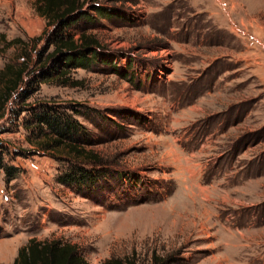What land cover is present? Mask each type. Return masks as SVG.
I'll return each instance as SVG.
<instances>
[{
  "label": "rangeland",
  "instance_id": "1",
  "mask_svg": "<svg viewBox=\"0 0 264 264\" xmlns=\"http://www.w3.org/2000/svg\"><path fill=\"white\" fill-rule=\"evenodd\" d=\"M83 10L67 29L93 34L98 57L65 71L77 86L37 83L53 25L34 0H0L6 39L43 30L31 92L0 118V263L34 237L74 243L88 264L153 254L264 264V0H85ZM16 54L0 52V66ZM45 107L83 127L102 161L83 164L92 179L57 182L73 160L39 145Z\"/></svg>",
  "mask_w": 264,
  "mask_h": 264
},
{
  "label": "trees",
  "instance_id": "2",
  "mask_svg": "<svg viewBox=\"0 0 264 264\" xmlns=\"http://www.w3.org/2000/svg\"><path fill=\"white\" fill-rule=\"evenodd\" d=\"M84 4L85 0H34L37 14L45 19L46 25H53V29L46 37L47 47L37 53L36 65L41 78L36 79L35 82L54 77L59 85L77 86L81 81H68L65 71L77 67L87 68L89 63L98 57L101 48L93 34L86 33L83 29L75 34L67 29L81 17L87 18L83 10ZM101 10L100 6H96L97 13ZM41 33L27 40L18 37L6 39L4 34L0 33V52L3 53L14 46L18 51L15 57L0 66V118L11 111L8 107L10 101L17 98L24 99L31 92L33 81L28 78L33 72L30 68L31 53L35 51L37 43L41 40ZM34 124L32 128H37L43 137L39 142L41 147L54 152L63 151L64 158L73 160L69 169L57 176V182L80 184L92 179V170L85 168L83 164L99 165L102 161L95 153L83 147L85 143L78 135L79 129L83 130V127L76 120L65 113L45 107L44 112L34 114ZM168 261L167 257L155 254L151 256V264H166ZM6 264L88 263L80 255L74 243L61 242L55 238L39 240L30 237L25 244L17 248L13 260ZM98 264H133V259L131 256L109 257Z\"/></svg>",
  "mask_w": 264,
  "mask_h": 264
}]
</instances>
